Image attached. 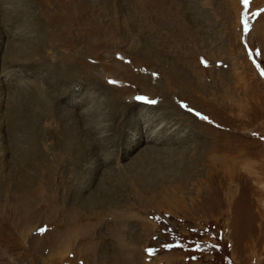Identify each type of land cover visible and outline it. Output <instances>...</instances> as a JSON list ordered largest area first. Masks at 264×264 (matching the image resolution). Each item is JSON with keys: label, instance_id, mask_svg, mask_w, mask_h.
I'll list each match as a JSON object with an SVG mask.
<instances>
[{"label": "rangeland", "instance_id": "obj_1", "mask_svg": "<svg viewBox=\"0 0 264 264\" xmlns=\"http://www.w3.org/2000/svg\"><path fill=\"white\" fill-rule=\"evenodd\" d=\"M30 3L45 32L29 34L33 59L15 66L21 83L7 104L46 93L36 148L50 165L35 186L49 179L42 194L25 193L31 172L15 163V130L2 131L0 264H264V0H47L43 11ZM14 5L23 0H0L1 10ZM22 41L12 45L25 54ZM69 70L72 81L56 77ZM64 93L63 107L86 113L77 132L89 126L98 140L85 159L56 164L61 120L52 112ZM109 93L134 97L116 127L90 118ZM161 116L184 135L142 142ZM214 155L231 176L218 174ZM87 222L90 235L69 237ZM57 230L68 240L52 239Z\"/></svg>", "mask_w": 264, "mask_h": 264}, {"label": "bare ground", "instance_id": "obj_2", "mask_svg": "<svg viewBox=\"0 0 264 264\" xmlns=\"http://www.w3.org/2000/svg\"><path fill=\"white\" fill-rule=\"evenodd\" d=\"M2 1H5V0H2ZM39 1H40L39 5L42 6L41 10L43 11L44 10L43 2L46 3L47 0H39ZM10 4H12V3H10ZM31 5L32 4L30 3V0H23V6H21V7H19L20 5H18V6L14 5V6H11V8H9V9H7L8 7L5 10L0 9V134L2 131H7L9 128L15 130V133L13 134L14 142L11 140L13 143V145H11V146H14V148H15L14 152H15L16 157H17V158L15 157L16 158L15 163L18 161L19 165L24 164L27 167L26 170H28V172H31L29 174L26 172L27 173V179H26L27 182L25 183V181H24L23 182L24 184L21 183L20 187L23 190L27 189V192H25V193L30 194V196L42 194L43 192H45L47 190V187H48V179H49L48 174H47L45 181L37 183V186H35V183L38 181V179L40 180V177L45 176L47 168L49 170L48 165H50L49 164L50 163L49 158L46 159L47 156L45 157L44 155L42 158V156L37 153V148H36L37 140H39V132H38V128H37V125H39V118L41 119L42 116H44V115L47 116V118H49V115H50V111H48L50 109H49V106L47 103L48 102L47 101V95H45L46 93L43 94V92H42L43 89L38 87V89H36V92L40 93V96H41L40 100H39V97H37V96H35L34 98L26 96V97H24V98H26L25 102L18 101L13 107H9V105L7 103H8L9 93H11V89L15 85L13 83V81L17 82L18 80H20L19 78H17V77H19L18 75L16 77V72L18 71V69H16V67H18L20 65H25L32 58V52L33 51L30 50V49H32L30 46L31 44H29V41L27 40L29 38L28 37L29 34L32 33L34 26L36 28V31L39 30L41 33L45 32L43 30L44 24H41V22L36 21L33 18V14L31 13V9H33L35 6H33V8H32ZM71 10H73V9H71ZM28 16H30V17H28ZM25 21H27V24L24 25V27L22 26V28L20 29L18 26ZM33 37L31 36L30 38L34 39ZM15 39L23 40L22 42L26 41V43H23V44H25V47L22 50V51L27 50L25 54H21L19 52V49H17L19 45L17 46V48L13 47L12 44L15 43V42H13ZM19 43H20V41H19ZM17 44H18V42H17ZM13 67H15V68H13ZM73 76L74 75L71 74L70 70L67 72L60 71L59 74L56 75L57 78H61V79L67 78V80H69V81H72ZM61 81H63V80H61ZM18 82L21 83V81H18ZM22 83H24L26 86L28 84V81L27 82L23 81ZM17 86H18V84H17ZM69 88L71 89V85L70 86L68 85V88L66 89L65 93L70 91ZM65 93H64V96L60 97L59 100H57V102H56L57 106L53 107V110L55 112H52L54 114H57L58 118L61 120V124L59 126L56 125L52 128L54 130L53 134L55 135L56 143H58V145L60 144V145L64 146L63 149H61L62 146L61 147L59 146V149L54 148V147L52 149L54 151H52L51 155H52L53 160L56 164H57V162L63 160L64 158H66L67 160H69V159L71 160V162L68 161L69 164L76 162L77 158L80 160L85 159L87 156H89V153L92 150L91 149L92 148L91 138L93 140H98L95 132H93L89 126H86L84 128V130H82V129L80 130L82 132V134L84 133L87 135V137L85 139L81 138V136L79 135L80 131L77 132L78 127L75 123H76V119H79L80 117L83 120H86V113L84 111H82L80 114H76V111L74 109L63 107V105L61 103V99L63 97H65ZM42 94L44 97H42ZM108 95H109L108 96V99H109L108 104L105 107L103 106L104 108H102V109H101V107L100 108L98 107V108L91 110V111H93L91 113L92 117L90 116V114H89V116H90V118H92V120L94 118H96V120H103L104 118H108V120L111 119L112 120L111 126L116 127V126H118L117 120L119 118H121L124 115L127 116V114H130V113H128L129 111H133L132 110L133 108H128V107L129 106L135 107V104L133 103L134 97H127L123 101H121V99H119V95L114 96V94L110 95V93ZM9 103H11V102H9ZM128 103H129V105H127ZM104 104H106V103H104ZM36 105L38 107H41L40 105H42L43 106L42 107L43 112H41V111L39 112L38 109L36 110V108H35ZM61 110H64V111H62L60 114ZM176 113L180 114L182 116H186L181 111H179V112L176 111ZM205 114L208 115V113L206 111H205ZM98 116H99V118H98ZM62 117H64V118H62ZM69 117H71L70 120H69ZM164 119L165 118L161 116L159 118H156L157 122L156 121H155V123L152 122L153 123L152 127H150L148 129V133H147V135L145 134L146 137L144 136V139L142 142H149V143L154 144V143H159L160 140L165 141V140H168L169 138H176L177 139L178 136L184 135V133H183L184 130H182L183 129L182 126L181 127L178 126V128H176V133L171 134L170 130L173 126L176 125V121L170 123L172 121V119L168 118V120L165 121V123H163ZM79 120H81V119H79ZM204 121H206V119ZM40 122H42V121H40ZM168 123H170V125H168ZM121 125L122 124H119V127H121ZM46 128H49V127H46ZM17 133H19V134H17ZM102 133L103 132H98V135L102 134ZM169 134H171V136L167 139V136ZM43 135H44V133H43ZM165 135H166V138L164 137ZM174 135H175V137H174ZM1 137L2 136L0 135V139H1ZM136 138L138 141L135 144H133L134 146H136L137 144L138 145L140 144L139 143L140 139L138 137H136ZM8 142H7V144H8ZM55 146H57V145H55ZM0 147H3V146L0 145ZM42 148H43L44 152L47 151L46 148H44V146H42ZM5 150L2 151L3 152L2 154H4ZM17 152H19L21 154L18 155ZM223 158H224L223 156H220V155L215 156L214 155L211 160H212V164L217 167L216 171L218 172V174L220 172L221 176L223 178H226L228 176H231V173H233V172H231L232 169L227 170L230 173H227L225 171L226 166L224 165L225 160ZM227 159H228V157H227ZM232 160H230V158H229V161L232 162ZM36 168H37L38 172H40V174L37 176L35 175V169ZM227 168H229V167H227ZM34 176H36V177L34 178ZM32 203L33 204L36 203V205H37L38 203H40V201H34ZM70 217L71 216H68L67 219L66 218L62 219L63 222L66 221V223L68 225H69V222L77 223L78 217L77 218H75L73 216L71 218ZM67 220H69V221H67ZM80 223H81V221H80ZM61 228H63V227H61ZM81 228L82 229L79 230V228L73 227L72 230L69 231V233H68L69 237L72 238L74 235H76L75 233H78V231H80V233L82 232L81 233L82 236L91 234L90 223L87 222V223L83 224V227H81ZM61 230H63V229H61ZM63 231H65V230H63ZM64 236L65 235L61 234V231L59 232V230H57L54 232L52 239H54V240H59L61 238L65 239Z\"/></svg>", "mask_w": 264, "mask_h": 264}, {"label": "snow or ice", "instance_id": "obj_3", "mask_svg": "<svg viewBox=\"0 0 264 264\" xmlns=\"http://www.w3.org/2000/svg\"><path fill=\"white\" fill-rule=\"evenodd\" d=\"M244 2L247 3V0H244ZM205 119H207V118L205 117ZM41 231H43V229H41Z\"/></svg>", "mask_w": 264, "mask_h": 264}]
</instances>
